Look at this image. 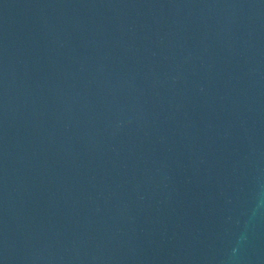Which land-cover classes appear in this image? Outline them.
<instances>
[{
  "label": "water",
  "instance_id": "water-1",
  "mask_svg": "<svg viewBox=\"0 0 264 264\" xmlns=\"http://www.w3.org/2000/svg\"><path fill=\"white\" fill-rule=\"evenodd\" d=\"M0 264H264V0H0Z\"/></svg>",
  "mask_w": 264,
  "mask_h": 264
}]
</instances>
